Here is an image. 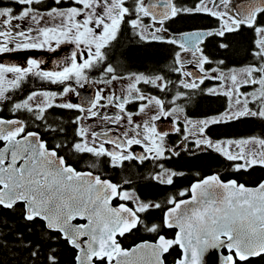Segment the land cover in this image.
Here are the masks:
<instances>
[{
    "label": "snow or ice",
    "instance_id": "obj_1",
    "mask_svg": "<svg viewBox=\"0 0 264 264\" xmlns=\"http://www.w3.org/2000/svg\"><path fill=\"white\" fill-rule=\"evenodd\" d=\"M201 16L215 26L176 27ZM125 25L139 42L170 46V61L130 70L117 47ZM245 29L247 62L229 66ZM209 39L222 55L206 54ZM62 45L70 54L51 69L36 57L0 60V264H63L61 242L73 264H168L175 250L174 264H214L224 250L220 264L264 260V179L248 186L197 172L163 200L138 189L140 181L173 187L185 172L167 162L182 155L214 154L237 174L264 169V134H209L213 126L264 122V0H0V57L59 56ZM30 79L59 90L25 93ZM197 92L222 98L223 110L188 116ZM171 135L178 141L170 144ZM107 169L119 170L120 180L106 178ZM141 231L152 239L122 246Z\"/></svg>",
    "mask_w": 264,
    "mask_h": 264
},
{
    "label": "flooded vegetation",
    "instance_id": "obj_2",
    "mask_svg": "<svg viewBox=\"0 0 264 264\" xmlns=\"http://www.w3.org/2000/svg\"><path fill=\"white\" fill-rule=\"evenodd\" d=\"M236 2L239 3V0H236ZM124 30H126L127 32H131V30L126 25L123 27L122 32H124ZM130 34L133 35L132 33H130ZM136 42H138L139 44H144L142 42H139L138 39L136 40ZM206 43H207L206 54L213 56V57H218L216 54L211 53L212 48H213L212 39H209ZM153 44H156V43H153ZM144 45H149V44H144ZM160 45L168 46L165 44H160ZM71 47H72L71 45H62L61 49L58 50L59 56L57 55V53H48L46 51H29V52H18V53L6 55L4 57H0V60H3V62H14V63H19V64H25L26 59L28 57H36V58H39V59H42L45 61V63L42 65L43 67L51 69L55 66L54 61L56 59L62 58L64 56H67L70 54ZM172 51L173 50L171 48V56H172ZM245 55H246V52L243 55V57H245ZM167 62H169V61L162 63L159 67L153 66L150 68H140V67H137L134 65H129V66H130V70H132V71H152V70H155L156 68L163 67L165 64H167ZM229 66H231V65H229ZM210 86H211V82H206V84L203 87H210ZM40 87L51 88L52 90H59L57 86L42 84L39 81L30 79L28 81V83L25 85V93L28 90H31L33 88H40ZM91 91L92 90L90 89L89 92H91ZM25 93H22L21 95H23ZM201 97H208V98L217 99V100H219V104L217 105V107H215L211 110L213 112L200 114V112H197V110L194 107L196 105L195 103H197V101H198L197 99L201 98ZM69 98L72 99L74 102L77 99L75 96H71ZM223 106H224V101L222 98L209 97L207 95H203V94H200L198 92L191 94V99L188 102H186L187 114H188V116H190L193 119L201 118L205 115H211V114H214L218 111H222ZM199 107H197V109ZM133 109H134V106H133ZM57 111H59V110H57ZM3 115H5V116L9 115L7 110H5L3 112ZM64 115H65V118H67V117H70L74 114L66 112V113H64ZM159 127L163 130H167L170 127V124L168 121H162V122H159ZM234 128L235 127H232V124L224 126V130H221V128H218V130H217V126H213L210 129L209 134L214 139H219V138H224V137H242L239 135L238 136H232L233 132H231V131ZM227 129H230V131ZM178 139H179V137L176 135H171L168 137V141L170 144L177 142ZM49 144H50V146H53L54 142L50 140ZM136 150L140 151V149L138 147ZM61 154H63V153H61ZM212 155H214V154H210L209 156H203L204 157V159H202L203 162L208 163V164H210L211 162L213 163L212 164L213 168L210 169L209 171H204V172H202L200 170L198 171L197 169H192V168L188 169L185 166H183L184 162H194V161L199 160V159H193L191 157H187L184 155H182L179 158H173L172 160L167 162V166L170 168L176 169V170L184 171L185 175L183 177L178 178L173 187H168V188L155 185V184L148 182V181H140L138 184V189H139L140 194L144 197H147V198L163 200L165 196L175 194L179 190H181L185 187H189L190 184L192 182H194L195 179L198 178L196 176L197 172H199L201 177H202L205 175H209L214 171H219L225 180L237 179L238 182H240V183H245L242 181L243 179L245 181L246 180H253V182H250L249 184L245 183L247 185H256L261 179H264V177H258L257 174L253 171L250 173H239V174L233 173L228 169L227 164L224 161L220 160L219 158H217L218 160H216V158L215 159L210 158ZM70 162L73 163V166L77 167L78 170H83L86 167L85 164L79 163L75 159L71 160ZM190 169H192V170H190ZM150 170H151V165L146 163L139 171L142 174L147 175L150 172ZM105 176H106V178L112 179L114 182H118L120 180L121 174H120L119 170L107 169L105 171ZM118 203H119V201H114V205L118 204ZM160 215H162V213H157L158 217ZM169 235L171 236L172 233H169ZM142 240H146V239H142ZM148 240H150V239L148 238ZM139 241H141V240H138L136 242H139ZM136 242L130 243L127 245H124L122 243L121 244L123 247L128 248L129 246L135 244Z\"/></svg>",
    "mask_w": 264,
    "mask_h": 264
},
{
    "label": "trees",
    "instance_id": "obj_3",
    "mask_svg": "<svg viewBox=\"0 0 264 264\" xmlns=\"http://www.w3.org/2000/svg\"><path fill=\"white\" fill-rule=\"evenodd\" d=\"M216 21L211 20L208 17L201 16L196 17L191 20H188L186 23L179 24L176 27L187 30L193 27H212L215 26ZM131 32H127L124 30V32L121 33L119 37V43L117 47L120 51H122L127 59V62L129 65H134L140 68H150V67H159L162 63L166 61H170L171 57V48L170 46H164L160 44H139L136 42L135 36L130 34ZM252 40V33L245 29L242 31L237 37V43L235 44V50L234 53L230 56L228 64H242L247 62L245 57L243 55L246 52V48L250 47ZM213 41V48L211 53L216 54L217 56L222 55V53L219 52V50L216 48L215 41ZM168 63V62H167ZM197 103H195V109L197 112H200V114H205L211 111L213 108L217 107L219 104V100L208 98V97H201L197 99ZM200 106V107H199ZM197 107H199L197 109ZM216 110V109H215ZM232 127H235L231 132H233L232 136H249V135H259L264 134V122L259 120H244L241 122H237L232 124ZM218 128H221V130H224V126H217ZM230 131V129H227ZM204 157L202 156L199 160H196L194 162H184L183 166L186 168H192L197 169L198 171H209L213 168L212 162L210 164L203 162ZM216 160H218L216 158ZM190 169V170H192ZM202 169V170H201ZM257 174L258 177H264V169L256 168L252 170ZM251 171V172H252ZM244 177V176H243ZM239 178V177H238ZM245 183L253 182V180H242ZM247 185V184H246ZM152 239V237L146 233L141 232H134L132 234L126 235V237L121 238V243L124 245L134 243L138 240L142 239ZM60 252H61V259L63 261V264H73L72 262V255L73 250L68 247L66 244H63L62 242L59 245ZM26 255V253H25ZM178 255V250H175L171 253V255L168 256V264L174 262L175 258ZM253 264H264V260H255L253 261Z\"/></svg>",
    "mask_w": 264,
    "mask_h": 264
},
{
    "label": "water",
    "instance_id": "obj_4",
    "mask_svg": "<svg viewBox=\"0 0 264 264\" xmlns=\"http://www.w3.org/2000/svg\"><path fill=\"white\" fill-rule=\"evenodd\" d=\"M248 186H255V185H248ZM141 241H139L137 243H140ZM137 243H135V244H137ZM135 244H133L130 247H128V249L132 248ZM223 255H227V251L226 250L222 251V253L214 254V264H220ZM172 264H174V262Z\"/></svg>",
    "mask_w": 264,
    "mask_h": 264
}]
</instances>
